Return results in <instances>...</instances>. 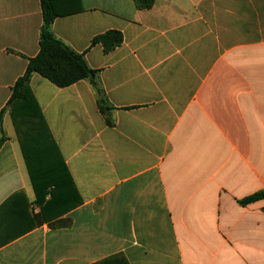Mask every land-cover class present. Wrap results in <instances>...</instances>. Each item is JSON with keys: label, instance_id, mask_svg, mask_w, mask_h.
I'll list each match as a JSON object with an SVG mask.
<instances>
[{"label": "crops", "instance_id": "0c3cea01", "mask_svg": "<svg viewBox=\"0 0 264 264\" xmlns=\"http://www.w3.org/2000/svg\"><path fill=\"white\" fill-rule=\"evenodd\" d=\"M53 2L113 124L89 80L34 74L72 182L68 200L38 197L7 103L39 53L41 1L0 0V264H264V199L240 204L264 191V0ZM109 31L123 43L105 53L92 41Z\"/></svg>", "mask_w": 264, "mask_h": 264}, {"label": "trees", "instance_id": "16d2710c", "mask_svg": "<svg viewBox=\"0 0 264 264\" xmlns=\"http://www.w3.org/2000/svg\"><path fill=\"white\" fill-rule=\"evenodd\" d=\"M40 1L43 12L40 50L35 57L28 59L27 69L14 84L7 107L38 197L42 192L43 200L48 196L52 201L68 200L69 183L71 182L68 167L32 90L30 84L32 76L38 74L58 88H66L79 81L89 80L96 91L99 110L106 117L109 125L113 124L111 120L113 107L109 104L105 91L100 85L98 71L90 68L84 54L76 52L56 37L52 31L54 21L68 14L58 12L53 0ZM154 1L147 0L144 6L149 8ZM99 43L103 45L105 53H109L123 43V34L119 31H109L95 37L92 41V45ZM5 111L6 109L0 115V123ZM0 132L1 147L5 141V135L2 129ZM262 199H264V191L241 200L240 204L246 206ZM63 213V209H60L58 213L51 215H62ZM47 216L43 208L36 215V225L48 221ZM98 264L129 263L124 256L119 255Z\"/></svg>", "mask_w": 264, "mask_h": 264}]
</instances>
